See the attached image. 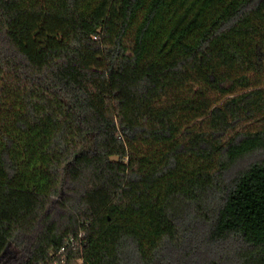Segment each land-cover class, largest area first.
Masks as SVG:
<instances>
[{"label":"trees","instance_id":"obj_1","mask_svg":"<svg viewBox=\"0 0 264 264\" xmlns=\"http://www.w3.org/2000/svg\"><path fill=\"white\" fill-rule=\"evenodd\" d=\"M257 151L264 0H0V264H264Z\"/></svg>","mask_w":264,"mask_h":264},{"label":"rangeland","instance_id":"obj_2","mask_svg":"<svg viewBox=\"0 0 264 264\" xmlns=\"http://www.w3.org/2000/svg\"><path fill=\"white\" fill-rule=\"evenodd\" d=\"M259 161H264V151H257V152L251 153V154L239 159L232 166H230V168L226 172V174H225L226 175L225 176L226 181H228V182L231 181L238 173L245 170L250 164H252L254 162H259ZM53 205H54L53 208H55L56 202H54ZM181 252L182 251H177V252L173 253V255L171 256V263L172 264H196V262H197L196 260L190 259L189 257L184 256V254L183 253L181 254ZM8 256L11 257L12 254H9ZM197 256L199 259L197 262L198 264L200 262H202L203 260H206V259H208V260H211V259L219 260V258H220L219 254L217 252V248L211 247V246H208L207 249H205L204 253L199 252ZM7 259L9 260L10 258L8 257ZM5 262H7V261H5Z\"/></svg>","mask_w":264,"mask_h":264},{"label":"built area","instance_id":"obj_3","mask_svg":"<svg viewBox=\"0 0 264 264\" xmlns=\"http://www.w3.org/2000/svg\"><path fill=\"white\" fill-rule=\"evenodd\" d=\"M83 239V234L81 233L78 237V239H75L74 237L70 238V240L67 242L66 246L60 249L57 253H52V258H60L59 261H53L50 264H65V258L62 257L64 252L66 251L67 246H71L73 249H76L77 247L81 246Z\"/></svg>","mask_w":264,"mask_h":264}]
</instances>
